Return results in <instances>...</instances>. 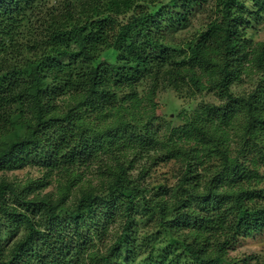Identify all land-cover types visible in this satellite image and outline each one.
Listing matches in <instances>:
<instances>
[{
  "label": "trees",
  "instance_id": "1",
  "mask_svg": "<svg viewBox=\"0 0 264 264\" xmlns=\"http://www.w3.org/2000/svg\"><path fill=\"white\" fill-rule=\"evenodd\" d=\"M56 2L0 0V137L15 135L11 143L0 138V229L18 233L5 241L0 264H75L71 259L87 241L82 227L101 217L126 219L145 193L141 177L147 168L141 167L140 175L132 174L134 158L125 160L126 151L121 158L120 152L114 154V163L105 169L98 168L96 183L82 179L75 169L77 160L82 164L89 159L78 156L83 147L86 152L92 145L107 150L121 146L137 153L154 140L147 125L144 133L138 131L136 123L143 124L139 117L132 115L136 121L130 123L132 111L124 116L119 107L110 106L104 112L107 102L115 98L111 86L132 85L156 62L170 66L161 68L170 85H178L185 79L180 77L183 72L197 67L214 74L224 94L234 98L230 87L249 53H257L258 69L264 70V43L259 49L245 37L249 25L264 13V0H213V18L182 48L172 49L171 55L176 56L167 54L163 23L169 29L186 23L193 0ZM36 29L41 30L40 40L31 36ZM69 57L84 65L82 72H74L76 66L66 61ZM186 76L196 82L195 74ZM54 83L80 89L77 105L66 113L53 104ZM83 106L93 115L91 123L85 124L76 113ZM235 106L244 109L245 134L255 139L257 132L264 131V80L238 96ZM231 111H223V116L230 117ZM189 125V133L193 130L197 139L206 138L215 146L222 162L218 167L205 166L197 159V150L168 141L164 151L182 156L185 168L172 191L175 201L165 198L164 190L155 196L161 226L193 264H264V259L251 254L229 255L240 238L264 231V194L249 184L255 170L248 168L246 158H239L244 147L232 157L220 126ZM84 130L88 133L82 134ZM31 155L42 157L36 158L38 164L55 167L64 177L63 182L56 178L55 193L43 192L42 180L21 186L6 177L5 173L33 164ZM250 163L253 166V160ZM82 180L86 185L72 195L71 185ZM127 234L125 221L97 264H118L120 252L128 251Z\"/></svg>",
  "mask_w": 264,
  "mask_h": 264
},
{
  "label": "rangeland",
  "instance_id": "2",
  "mask_svg": "<svg viewBox=\"0 0 264 264\" xmlns=\"http://www.w3.org/2000/svg\"><path fill=\"white\" fill-rule=\"evenodd\" d=\"M48 1L49 5H53L58 0ZM165 1L160 0V4ZM213 4V0H193V3L187 7L188 21L186 23H175L170 29L167 23H163L164 42L169 56H176V54L171 55L172 49L179 50L182 48L187 40L197 35L213 18ZM40 31L36 29L32 32L33 39H41ZM245 37L250 38L253 47L261 49L259 46L264 43V13L260 17H256V20L249 25ZM256 54H248V60L242 66L239 76L231 84L230 89L235 99L224 94L214 74H208L204 69L197 67L187 73L183 72L184 74H181L180 77L184 75L185 79L178 80V85H170L161 69L162 67L167 69L170 66L161 67V63L156 62L132 85L119 88L111 86L110 91L115 94V98L107 102L108 105H106L107 108L104 112L108 113L110 106L119 107L121 114L124 116L132 111L133 113L129 116L130 123L135 124L136 119L138 120L139 117L143 124L138 125L136 123L138 131L144 133L143 126L146 127L147 125L154 140L151 144L145 145L144 149L138 148L137 153L132 151L131 148L124 149L121 146L115 147L114 150H107V148L100 149L92 145L90 148H86V152L82 150L83 147L80 149L78 156L89 159L82 164L77 160L75 169L83 175L82 179L96 183L98 168L105 169L107 164L114 163V158H112L114 154L120 152L121 156H119L121 158L123 152L126 151L125 160L134 158L133 165L130 168L132 174L140 175V168H147L144 176L141 177V182L147 188L145 193L136 201L131 215L126 219L117 220L116 218L101 217L100 220L87 222L80 230L87 241L85 244L82 240L80 241L84 246L79 255L73 257L71 261L75 264H97L99 255L106 254L109 251L114 241L121 234L124 222L127 221L128 234L126 240L128 251L122 250L120 252L122 259L118 264H193L189 255L180 249L182 248L181 244H175L176 241L173 239L175 237L171 236L161 226L155 200L158 192L164 190V197L169 199L170 202L175 201L172 191L185 168V163L181 159L182 156L178 154L170 155L164 151L163 148L169 140L177 141L178 144L185 145V148L189 147L197 150V159L205 166L218 167L222 162L221 153L216 152L217 150L211 142L207 141L206 138L197 139V135L194 134L193 130L189 133L191 122L198 123L203 128L209 126L208 124L211 122L220 126L223 130L221 132L222 136L226 138L224 141L225 146H228L229 154L232 157L236 156L243 146L244 149L239 158H246L248 168L255 170L249 184L256 191L264 194V131L257 132L255 139L245 134L246 127L243 124L248 117L243 108L235 106V100L238 96L255 90L259 83L264 80V70L258 69L255 59ZM66 61L70 63L71 67L76 66L74 72L83 71L84 65L80 64V61L77 62L70 57ZM100 61H103L102 57ZM190 73L195 74V83L187 81L186 74ZM59 84L54 83L52 85V93L55 97L53 104L60 109V112L66 113L70 107L77 105L76 98H78L77 95L80 89L76 87L66 89ZM229 108H232L230 117H224L222 112ZM77 112L80 113V119L85 124L91 123L93 115L87 112L85 106L80 110H76ZM132 115L136 119L131 118ZM27 117L31 118V113H28ZM222 118H227V123L222 122ZM87 133L88 131L84 130L82 134ZM0 138L3 142L11 143L15 139V135L10 132L2 134ZM124 138H120L119 143L122 144ZM29 158H34L33 164L5 173L6 177L14 178L21 186L28 184L27 182L32 179L42 180L46 184L43 187V192L51 190L55 193L56 186L59 184L56 179L60 176L58 175L59 170L55 167L42 166L43 163L38 164L39 160L36 158L42 157L31 155ZM250 160H253V166ZM60 181H64L62 175ZM83 181L74 182L71 185L72 195L81 186L86 185ZM32 186H35V184H32ZM102 228L104 229L102 230ZM16 233L17 231H11L7 227L0 229V252L5 251V241H11ZM247 254L254 255L261 260L264 259V231L250 237L240 238L236 246L229 251V255L237 258L244 257Z\"/></svg>",
  "mask_w": 264,
  "mask_h": 264
}]
</instances>
